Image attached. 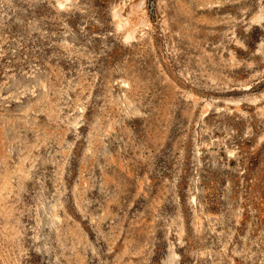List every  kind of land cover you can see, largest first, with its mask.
<instances>
[{"label":"rangeland","instance_id":"1","mask_svg":"<svg viewBox=\"0 0 264 264\" xmlns=\"http://www.w3.org/2000/svg\"><path fill=\"white\" fill-rule=\"evenodd\" d=\"M0 264H264V0H0Z\"/></svg>","mask_w":264,"mask_h":264}]
</instances>
